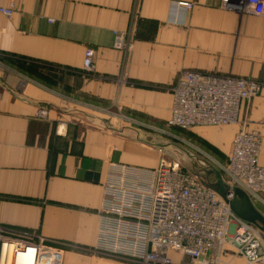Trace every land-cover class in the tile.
Masks as SVG:
<instances>
[{"label": "crops", "instance_id": "crops-1", "mask_svg": "<svg viewBox=\"0 0 264 264\" xmlns=\"http://www.w3.org/2000/svg\"><path fill=\"white\" fill-rule=\"evenodd\" d=\"M232 2L236 9L221 0H0L13 9L0 12V226L44 238L62 250L61 264H135L95 250L109 164L158 166L152 141L185 70L264 83V14ZM114 31L130 33L126 52L112 47ZM88 47L94 72L83 65ZM246 110L264 166V87ZM239 128L214 134L220 143L232 133L229 157ZM225 249L208 253L214 264H248Z\"/></svg>", "mask_w": 264, "mask_h": 264}, {"label": "built area", "instance_id": "built-area-1", "mask_svg": "<svg viewBox=\"0 0 264 264\" xmlns=\"http://www.w3.org/2000/svg\"><path fill=\"white\" fill-rule=\"evenodd\" d=\"M255 14H264L263 0H246ZM191 9L193 4L179 2ZM228 9L232 0H221ZM7 16L13 9L1 7ZM130 33L114 31L112 47L126 52ZM94 49L85 50L84 69L94 72ZM264 83L249 77L185 70L172 87L168 126L238 124L232 153L222 166L224 197L214 185L185 171L177 162L161 160L153 170L121 162L109 164L104 182L95 250L135 264H214L212 250L231 245L248 264L264 260V234L238 216L227 200L233 188L250 198L264 194V166L260 163L262 135L250 129L245 103L259 95ZM245 115V116H244ZM146 174V180H142ZM180 255L175 262L169 255ZM62 250L42 237L14 236L0 226V264H61Z\"/></svg>", "mask_w": 264, "mask_h": 264}, {"label": "rangeland", "instance_id": "rangeland-1", "mask_svg": "<svg viewBox=\"0 0 264 264\" xmlns=\"http://www.w3.org/2000/svg\"><path fill=\"white\" fill-rule=\"evenodd\" d=\"M4 67L5 60L2 59V55L0 54V70L4 69ZM248 105L249 103L247 102L244 105L245 115ZM234 125L236 124L196 126L189 129H181L168 125L160 126L158 128L159 138L152 141V146H154L157 152L161 155L160 162L161 160L177 162L185 171L190 172L201 179L203 178V180H206L207 178L208 181L219 184L218 176L216 177L212 172V174H209V167L212 166V171L217 170L222 181L224 180V177H222V166L226 163L230 154V148H227L228 146L226 142L229 143L230 138H232V133H229L227 135L228 138L226 137L227 139H224L225 142L221 141L222 143H216L214 141V134H218L222 132L221 130ZM252 201L255 206H257L258 210L264 214V194L261 195L259 199H253ZM226 247H229L228 252H234V254H237L235 248L227 244L224 248H215V255L217 253L221 255L222 253L227 252L228 249L226 250Z\"/></svg>", "mask_w": 264, "mask_h": 264}, {"label": "water", "instance_id": "water-1", "mask_svg": "<svg viewBox=\"0 0 264 264\" xmlns=\"http://www.w3.org/2000/svg\"><path fill=\"white\" fill-rule=\"evenodd\" d=\"M224 197L225 186L215 187ZM233 198L227 200L232 210L247 222L255 224L264 234V214L258 210L250 196L241 188L234 187Z\"/></svg>", "mask_w": 264, "mask_h": 264}, {"label": "trees", "instance_id": "trees-1", "mask_svg": "<svg viewBox=\"0 0 264 264\" xmlns=\"http://www.w3.org/2000/svg\"><path fill=\"white\" fill-rule=\"evenodd\" d=\"M212 169H213V168L209 167V171L213 173Z\"/></svg>", "mask_w": 264, "mask_h": 264}]
</instances>
